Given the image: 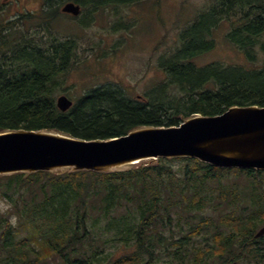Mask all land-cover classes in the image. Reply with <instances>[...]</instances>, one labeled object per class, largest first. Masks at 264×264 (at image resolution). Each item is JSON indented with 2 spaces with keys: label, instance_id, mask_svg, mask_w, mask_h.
I'll return each instance as SVG.
<instances>
[{
  "label": "trees",
  "instance_id": "obj_1",
  "mask_svg": "<svg viewBox=\"0 0 264 264\" xmlns=\"http://www.w3.org/2000/svg\"><path fill=\"white\" fill-rule=\"evenodd\" d=\"M64 1L98 12L144 0H43L40 16L25 13L1 27L0 133L107 140L235 106L264 107V0H213L179 31L176 50L160 57L166 80L150 94L95 87L59 110L55 95L77 52L74 37L50 32ZM35 17L49 36L44 46L17 26ZM223 21L225 40L250 66L195 63L214 49ZM0 200L8 206L0 214V264H264V235L256 237L264 227V170L175 157L113 172L14 173L0 175ZM117 245L121 256L105 253Z\"/></svg>",
  "mask_w": 264,
  "mask_h": 264
},
{
  "label": "rangeland",
  "instance_id": "obj_2",
  "mask_svg": "<svg viewBox=\"0 0 264 264\" xmlns=\"http://www.w3.org/2000/svg\"><path fill=\"white\" fill-rule=\"evenodd\" d=\"M212 1L144 0L128 7H109L98 12L83 10L76 18L58 14L50 32L61 41L74 37L77 52L74 59L76 64L62 78L55 97L65 94L74 102L92 88L119 86L132 89L130 96L150 94V88L166 80L164 72L158 68V60L176 50L179 31L196 14L206 12ZM19 2L22 6L19 5L15 13H22L17 16L29 12L40 16L41 10L47 7L43 0ZM14 15L4 10V13L0 12V22L16 18ZM41 25L39 18L28 24L17 23L18 27L44 46L49 36L43 30L39 31ZM229 26L228 22L223 21L213 31L215 47L198 57L195 60L197 65L221 62L250 66L243 54L225 40ZM4 205L7 204L0 200V214L8 208H4ZM11 218L14 221L15 216ZM118 246L106 249L105 253L121 256L124 248L120 250Z\"/></svg>",
  "mask_w": 264,
  "mask_h": 264
},
{
  "label": "water",
  "instance_id": "obj_3",
  "mask_svg": "<svg viewBox=\"0 0 264 264\" xmlns=\"http://www.w3.org/2000/svg\"><path fill=\"white\" fill-rule=\"evenodd\" d=\"M62 12L77 16L79 5ZM56 105L67 111L64 95ZM189 157L218 168L264 170V107H231L218 116L195 115L176 127H142L107 140H83L54 131L0 133V175L38 171L113 172L157 158ZM132 167V166H131ZM264 235V227L256 237Z\"/></svg>",
  "mask_w": 264,
  "mask_h": 264
},
{
  "label": "flooded vegetation",
  "instance_id": "obj_4",
  "mask_svg": "<svg viewBox=\"0 0 264 264\" xmlns=\"http://www.w3.org/2000/svg\"><path fill=\"white\" fill-rule=\"evenodd\" d=\"M19 2V0H3V2L1 3L0 1V12L4 13V10H8L9 12H11V14H15L14 16H16V18L14 19H11V20H8V19H5V20H2L0 22V28H4L5 27V24H7L8 22H16L19 14H21L22 12H20L19 14H16L15 11H17V3ZM25 6V5H24ZM11 23V24H12ZM2 36L0 34V42H1V39H2Z\"/></svg>",
  "mask_w": 264,
  "mask_h": 264
},
{
  "label": "clouds",
  "instance_id": "obj_5",
  "mask_svg": "<svg viewBox=\"0 0 264 264\" xmlns=\"http://www.w3.org/2000/svg\"><path fill=\"white\" fill-rule=\"evenodd\" d=\"M4 208H7V205H4Z\"/></svg>",
  "mask_w": 264,
  "mask_h": 264
},
{
  "label": "bare ground",
  "instance_id": "obj_6",
  "mask_svg": "<svg viewBox=\"0 0 264 264\" xmlns=\"http://www.w3.org/2000/svg\"><path fill=\"white\" fill-rule=\"evenodd\" d=\"M79 5V4H78Z\"/></svg>",
  "mask_w": 264,
  "mask_h": 264
}]
</instances>
